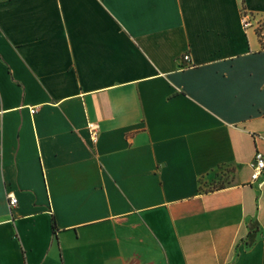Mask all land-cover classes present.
I'll return each instance as SVG.
<instances>
[{
	"label": "crops",
	"instance_id": "0c3cea01",
	"mask_svg": "<svg viewBox=\"0 0 264 264\" xmlns=\"http://www.w3.org/2000/svg\"><path fill=\"white\" fill-rule=\"evenodd\" d=\"M259 19L264 0H0V264H264Z\"/></svg>",
	"mask_w": 264,
	"mask_h": 264
},
{
	"label": "built area",
	"instance_id": "2783aa9c",
	"mask_svg": "<svg viewBox=\"0 0 264 264\" xmlns=\"http://www.w3.org/2000/svg\"><path fill=\"white\" fill-rule=\"evenodd\" d=\"M244 26L247 28L251 25V18L248 15H244L243 19ZM184 60L189 61V54L184 56ZM35 108L32 109L34 113ZM88 130L90 134L91 141L96 144L99 141L100 136V126L97 122L89 121L88 122ZM250 168L252 169L251 179L253 182L261 179V176L264 174V153L258 151L255 153L253 159L249 163ZM18 203V198L13 194H10V205L16 206Z\"/></svg>",
	"mask_w": 264,
	"mask_h": 264
},
{
	"label": "rangeland",
	"instance_id": "374dc122",
	"mask_svg": "<svg viewBox=\"0 0 264 264\" xmlns=\"http://www.w3.org/2000/svg\"><path fill=\"white\" fill-rule=\"evenodd\" d=\"M263 20L264 19H259V20L255 21L254 25H255L256 29L260 30L264 35ZM228 178L229 177L225 178L224 176H220V178L214 179L210 183L206 182V184H204V186H203V189L206 191H209V190L215 189L218 186L225 185Z\"/></svg>",
	"mask_w": 264,
	"mask_h": 264
},
{
	"label": "trees",
	"instance_id": "16d2710c",
	"mask_svg": "<svg viewBox=\"0 0 264 264\" xmlns=\"http://www.w3.org/2000/svg\"><path fill=\"white\" fill-rule=\"evenodd\" d=\"M243 15H247V10L245 7H243ZM263 26H264V20H263ZM256 31H257V34L259 35L260 39H261V43H262V46L264 48V35L260 30L256 29ZM224 187H225V185H221V186L216 187L215 189H221ZM55 228H56V224H55V220H54L53 229H55Z\"/></svg>",
	"mask_w": 264,
	"mask_h": 264
}]
</instances>
